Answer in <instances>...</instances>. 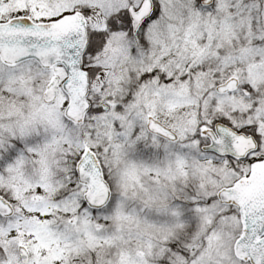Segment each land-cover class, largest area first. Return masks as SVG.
<instances>
[{"label":"snow or ice","instance_id":"obj_1","mask_svg":"<svg viewBox=\"0 0 264 264\" xmlns=\"http://www.w3.org/2000/svg\"><path fill=\"white\" fill-rule=\"evenodd\" d=\"M0 264H264V0H0Z\"/></svg>","mask_w":264,"mask_h":264}]
</instances>
